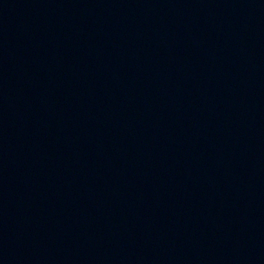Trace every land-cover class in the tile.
<instances>
[{
    "label": "water",
    "instance_id": "1",
    "mask_svg": "<svg viewBox=\"0 0 264 264\" xmlns=\"http://www.w3.org/2000/svg\"><path fill=\"white\" fill-rule=\"evenodd\" d=\"M110 66L264 96V0H0V68Z\"/></svg>",
    "mask_w": 264,
    "mask_h": 264
}]
</instances>
